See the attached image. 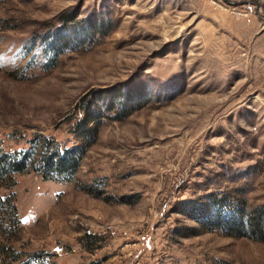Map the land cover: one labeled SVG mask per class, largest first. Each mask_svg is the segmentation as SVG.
I'll use <instances>...</instances> for the list:
<instances>
[{
  "label": "rangeland",
  "instance_id": "obj_1",
  "mask_svg": "<svg viewBox=\"0 0 264 264\" xmlns=\"http://www.w3.org/2000/svg\"><path fill=\"white\" fill-rule=\"evenodd\" d=\"M4 153L0 264H264V0H0Z\"/></svg>",
  "mask_w": 264,
  "mask_h": 264
},
{
  "label": "trees",
  "instance_id": "obj_2",
  "mask_svg": "<svg viewBox=\"0 0 264 264\" xmlns=\"http://www.w3.org/2000/svg\"><path fill=\"white\" fill-rule=\"evenodd\" d=\"M86 111L84 113V116L80 118L76 125L79 126L80 132L82 133L81 136H89V132H95L96 127L93 128L89 125V123L92 121V118L90 116L85 118ZM90 118V119H89ZM48 141H43V150L45 147V153L44 156H42L43 162L47 161V165H49V168H47V171L45 173V177H52L53 173L61 174L64 172L65 169H75L76 168V160L75 156H73V152L71 150H66L62 153L58 151V148L54 147V151L48 153ZM74 151V150H73ZM7 153H4V156H0V176H3L4 174H9L11 172H18L22 171L26 167V163L24 162V157L22 159L15 160L12 156H7ZM55 156V159H54ZM32 156H25V159H33ZM67 161L71 164H67ZM46 165V164H45ZM71 170V171H72ZM206 202H200L198 199V202L192 204L191 209L194 207L196 208V211L201 212V216L199 218L198 214H195L193 217L202 220V217H213V225L219 226L227 231H236L239 232L243 236H248L250 238H262L264 239V208L259 207L255 209H251L248 211L244 210H238L235 209L231 212L226 211V209H223V206L217 202L221 198H216L214 194H207L205 195ZM203 203L205 204V207H203ZM9 200L8 198L1 197L0 196V210L5 207L6 210H8L9 214L12 215L11 218L14 215L15 217V208L12 206H9ZM11 205V204H10ZM193 207V208H192ZM233 212V213H232ZM231 214V218L227 217L225 220V215ZM236 214V215H235ZM197 215V216H196ZM17 221V220H16Z\"/></svg>",
  "mask_w": 264,
  "mask_h": 264
}]
</instances>
